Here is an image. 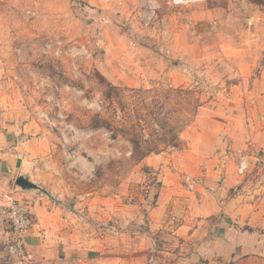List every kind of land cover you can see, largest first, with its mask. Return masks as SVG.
<instances>
[{
  "label": "rangeland",
  "instance_id": "rangeland-1",
  "mask_svg": "<svg viewBox=\"0 0 264 264\" xmlns=\"http://www.w3.org/2000/svg\"><path fill=\"white\" fill-rule=\"evenodd\" d=\"M179 126L131 156L128 137ZM0 131L6 149L31 139L46 187L93 199L97 227L142 231L146 264H180L161 169L180 208L204 168L264 157V0H0ZM133 202L127 223L105 213Z\"/></svg>",
  "mask_w": 264,
  "mask_h": 264
},
{
  "label": "crops",
  "instance_id": "crops-1",
  "mask_svg": "<svg viewBox=\"0 0 264 264\" xmlns=\"http://www.w3.org/2000/svg\"><path fill=\"white\" fill-rule=\"evenodd\" d=\"M30 140L10 149L0 145V208L14 199H24L30 204L35 223L25 234L24 245L31 261L21 262L8 254L6 244L10 235L0 214V264H146L150 240L147 245L142 231H133L122 224L133 216L132 204L136 202L111 214L105 212L122 224L121 229L117 230L119 225L97 227L94 223L102 217L94 213L99 207L93 199L86 194L57 192L45 186L46 174L33 160L39 155L29 151ZM232 170L224 164L204 168L200 189L178 208L176 195L162 181L161 169L157 219L167 220L166 216L172 213L181 217L174 215L178 222L170 229L183 241L179 247L180 264H212L217 259L231 258L243 264H264V157L254 167L250 164L246 176ZM19 174L27 175L33 182L40 179L36 184L46 193L16 187L14 182ZM121 214L120 221L113 217ZM85 218L89 223L87 230L83 228Z\"/></svg>",
  "mask_w": 264,
  "mask_h": 264
},
{
  "label": "built area",
  "instance_id": "built-area-1",
  "mask_svg": "<svg viewBox=\"0 0 264 264\" xmlns=\"http://www.w3.org/2000/svg\"><path fill=\"white\" fill-rule=\"evenodd\" d=\"M175 4H180L183 0H173ZM242 167V171L245 167ZM0 214L5 218V224L10 235L7 242L8 254L19 260L29 262L31 258L28 256L25 245L24 236L35 223L34 216L31 211L30 204L26 201L22 203L14 199L8 205L0 208ZM212 264H243L237 259H217Z\"/></svg>",
  "mask_w": 264,
  "mask_h": 264
},
{
  "label": "trees",
  "instance_id": "trees-1",
  "mask_svg": "<svg viewBox=\"0 0 264 264\" xmlns=\"http://www.w3.org/2000/svg\"><path fill=\"white\" fill-rule=\"evenodd\" d=\"M116 88L117 87L112 86V87H109L108 89L109 90H112V89H116ZM196 107H197V104H196ZM196 107H194V108H196ZM180 129H181V126L175 127L172 130L173 132L170 133V135H169L168 138H165V137H157V146H149V147H147L145 149L143 147H141V144H142V141L141 140H142V138L140 136V133H139V137H136L133 134L131 137H128V140L130 141V143L133 146V149H132V152H131V156H135V157H137L136 159L141 160L145 156H147L148 154H150L152 152L158 153L159 151H161V148H160L159 145L161 143H163L164 145H167V144H170L172 141H174L177 138L179 131H181ZM125 133L129 134L127 131H125Z\"/></svg>",
  "mask_w": 264,
  "mask_h": 264
},
{
  "label": "water",
  "instance_id": "water-1",
  "mask_svg": "<svg viewBox=\"0 0 264 264\" xmlns=\"http://www.w3.org/2000/svg\"><path fill=\"white\" fill-rule=\"evenodd\" d=\"M14 183L16 187L22 190L37 189L42 191L43 193H46V191L42 187L33 182L27 175L19 174L16 177Z\"/></svg>",
  "mask_w": 264,
  "mask_h": 264
}]
</instances>
